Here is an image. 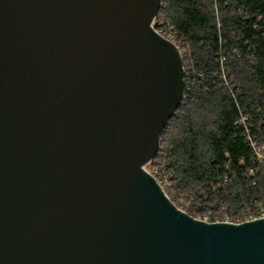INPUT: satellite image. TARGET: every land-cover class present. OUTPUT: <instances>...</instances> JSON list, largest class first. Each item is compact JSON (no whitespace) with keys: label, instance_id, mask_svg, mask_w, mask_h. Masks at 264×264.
Listing matches in <instances>:
<instances>
[{"label":"water","instance_id":"95a60500","mask_svg":"<svg viewBox=\"0 0 264 264\" xmlns=\"http://www.w3.org/2000/svg\"><path fill=\"white\" fill-rule=\"evenodd\" d=\"M162 0H0V264H264L147 165L185 91Z\"/></svg>","mask_w":264,"mask_h":264},{"label":"trees","instance_id":"16d2710c","mask_svg":"<svg viewBox=\"0 0 264 264\" xmlns=\"http://www.w3.org/2000/svg\"><path fill=\"white\" fill-rule=\"evenodd\" d=\"M155 26L180 46L186 84L150 171L193 217L256 215L264 163L235 122L264 138V0H162Z\"/></svg>","mask_w":264,"mask_h":264},{"label":"built area","instance_id":"2783aa9c","mask_svg":"<svg viewBox=\"0 0 264 264\" xmlns=\"http://www.w3.org/2000/svg\"><path fill=\"white\" fill-rule=\"evenodd\" d=\"M162 5V4H161ZM153 26L156 28V30L161 33L163 36L167 37L168 39L175 42V40L170 36L164 33L162 29H159L155 26V20L153 22ZM176 43V42H175ZM251 119L248 115L242 114L240 118H238L235 122V124L240 128L243 127L242 134L244 135L245 141L251 148L253 152V160L252 163L255 164H262L264 163V138L259 139L257 136H254L251 132L252 124ZM250 172L253 173V168L250 169ZM253 184H256V181H253ZM164 188V187H163ZM181 209H183L182 206H178ZM184 210V209H183ZM185 211V210H184ZM197 219H201L207 222H232V223H241L245 221H250L254 219L264 218V205L259 209L258 213L256 215L249 214L244 219L242 218H231L229 216H226L223 219L214 218L212 219L209 215H206L204 217L198 216L195 217Z\"/></svg>","mask_w":264,"mask_h":264},{"label":"rangeland","instance_id":"374dc122","mask_svg":"<svg viewBox=\"0 0 264 264\" xmlns=\"http://www.w3.org/2000/svg\"><path fill=\"white\" fill-rule=\"evenodd\" d=\"M147 168H148V170L150 171V169H149L148 165H147ZM150 172H151V171H150Z\"/></svg>","mask_w":264,"mask_h":264}]
</instances>
